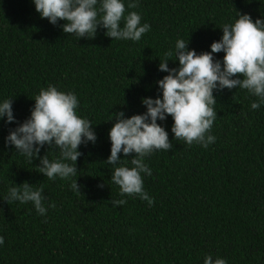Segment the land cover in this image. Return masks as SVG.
I'll list each match as a JSON object with an SVG mask.
<instances>
[{"label":"trees","instance_id":"1","mask_svg":"<svg viewBox=\"0 0 264 264\" xmlns=\"http://www.w3.org/2000/svg\"><path fill=\"white\" fill-rule=\"evenodd\" d=\"M122 2L125 16L135 11L150 25L139 42L113 40L105 29L78 39L63 33L65 21L54 26L41 19L33 0H0V103L13 99L16 121L0 120V264H204L209 255L213 264L218 258L264 264V104L252 110L258 98L247 90H214L217 119L208 134L216 139L207 148L175 140L171 116L157 121L172 149L145 157L152 175H141L152 206L120 196L110 180L115 167H133V157L121 153L126 163H105L114 113L143 114L142 99L162 95L163 54L178 39L198 55L210 52L222 26L239 14L264 19V0H135L134 9L127 8L131 0ZM213 56L222 62L224 53ZM169 59L170 69L179 67ZM49 85L76 95V114L91 122L97 137L78 148V172L68 180H48L39 159L30 163L5 143ZM46 154L59 158L47 145L39 156ZM73 180L81 193L71 189ZM24 182L43 187L45 215L31 202L3 200ZM120 199L126 203H110Z\"/></svg>","mask_w":264,"mask_h":264},{"label":"clouds","instance_id":"2","mask_svg":"<svg viewBox=\"0 0 264 264\" xmlns=\"http://www.w3.org/2000/svg\"><path fill=\"white\" fill-rule=\"evenodd\" d=\"M35 10L41 19L50 24L61 26L65 34L78 39H94L98 29H105V36L113 40L139 42L150 31V25L141 24V16L131 11L125 16L122 0H33ZM135 0L128 3V9L137 8ZM123 21V24L121 23ZM222 38L211 44L210 52L197 54L188 49V42L178 39L175 48L163 54L158 70L168 73L157 81L162 95L156 99L143 98L141 103L146 112L125 118L124 112L114 113L115 123L109 131L111 143L108 165H117L133 157L131 164L115 167L111 182L120 189V196L136 197L146 200L149 206L154 201L144 191L142 173L152 175L145 164V157L154 151L172 149L168 132L157 121H165L171 116L174 123L171 131L175 140H183L191 146L194 142L207 148L216 137L208 134L217 119L213 95L224 89L247 90L258 98L251 104L257 110L264 104V19L253 22L250 15L239 14L232 24L222 26ZM224 53L222 62L215 60L213 54ZM178 59L179 67L169 68L171 57ZM30 118L9 131L6 146H14L16 152L25 156L30 163L40 160L39 173L48 180H68L77 175L76 162L82 155L78 148L89 142L95 144L97 137L90 121L76 114L79 101L72 92L58 91L49 85L41 89L34 99ZM13 99L0 103V120L7 124L16 123L13 114ZM47 145L59 151V158L50 161L48 154L39 156ZM71 162V163H69ZM71 189L80 192V185L73 180ZM98 187H103L99 185ZM43 187L35 189L27 182L9 188L3 200L10 204L31 202L40 215H45ZM113 206H121L126 200L110 201ZM50 207H55L53 202ZM4 244L0 237V245ZM204 264H213L209 255ZM214 264H226L224 259H216Z\"/></svg>","mask_w":264,"mask_h":264}]
</instances>
